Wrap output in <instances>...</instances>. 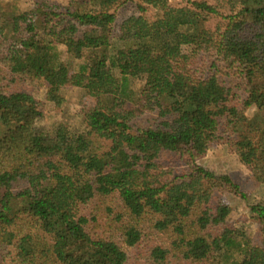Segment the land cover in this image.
Returning a JSON list of instances; mask_svg holds the SVG:
<instances>
[{
	"label": "trees",
	"instance_id": "obj_1",
	"mask_svg": "<svg viewBox=\"0 0 264 264\" xmlns=\"http://www.w3.org/2000/svg\"><path fill=\"white\" fill-rule=\"evenodd\" d=\"M134 1L162 13L128 19L114 46L115 9ZM171 1L70 0L24 26L0 69V264H128L137 247L147 264H264V204L249 205L255 245L214 202L245 193L198 164L224 145L264 185V0ZM211 16L226 24L210 30ZM7 75L43 82L52 101L85 92L83 131L41 128L45 104Z\"/></svg>",
	"mask_w": 264,
	"mask_h": 264
},
{
	"label": "rangeland",
	"instance_id": "obj_2",
	"mask_svg": "<svg viewBox=\"0 0 264 264\" xmlns=\"http://www.w3.org/2000/svg\"><path fill=\"white\" fill-rule=\"evenodd\" d=\"M190 1H206L210 5L217 6L219 0H172L171 6H186ZM70 0H19L16 3L17 14L19 17L20 26H17L14 21V7L9 0H0V27L5 28V41L0 49V69L4 68L6 57L15 52L19 43L26 39L24 26L29 22L35 21L37 9L40 6L60 8V11H65ZM137 2H126L115 9L116 22L113 27V45L123 44L119 41V37H125L129 34L128 19L134 16L141 15ZM222 17H225L226 12L220 9ZM161 11L153 7H149L142 15L149 19L157 18L161 15ZM226 21L221 17L211 16L206 23V27L214 31L217 28H222ZM17 26V27H16ZM86 57L93 56L92 52H87ZM68 58H65L67 61ZM84 60H71L72 66L75 68ZM13 78V79H12ZM226 85L234 87L233 78L225 77ZM132 86L137 88L145 84V78L131 80ZM7 85L10 91L21 90L31 94L34 98L42 101L45 104V115L39 121L38 125L45 129L51 130L58 124L65 125L72 131H83L85 125L83 123L82 109L84 106L91 105V100L80 89L67 88L57 94V101H52L51 95L48 94L47 86L37 80L21 79L19 77L8 76L3 83ZM257 112L256 108L251 107L247 113L249 118H253ZM263 113V111H261ZM198 164L205 169L214 172L218 175H228L240 186L241 191L245 193L248 201L240 198L237 195L230 193H222L215 197V204H227L231 208V215L228 223L246 232L247 236L255 245L261 244L260 225L250 210V204H264V185L257 183L250 170L244 166L236 154L229 150L224 145H212L206 155ZM175 172L182 174L186 167L179 164L174 165ZM128 264H147L145 253L141 247L127 248Z\"/></svg>",
	"mask_w": 264,
	"mask_h": 264
}]
</instances>
